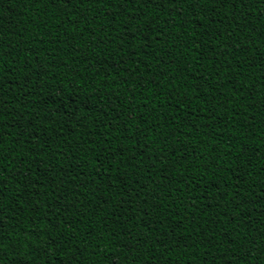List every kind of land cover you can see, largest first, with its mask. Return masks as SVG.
<instances>
[{
	"label": "trees",
	"instance_id": "obj_1",
	"mask_svg": "<svg viewBox=\"0 0 264 264\" xmlns=\"http://www.w3.org/2000/svg\"><path fill=\"white\" fill-rule=\"evenodd\" d=\"M0 111V264H264V0H0Z\"/></svg>",
	"mask_w": 264,
	"mask_h": 264
},
{
	"label": "snow or ice",
	"instance_id": "obj_2",
	"mask_svg": "<svg viewBox=\"0 0 264 264\" xmlns=\"http://www.w3.org/2000/svg\"><path fill=\"white\" fill-rule=\"evenodd\" d=\"M86 0H61V3L65 6V7H74L76 4L79 3H85ZM127 2L129 4L133 3L134 0H127ZM162 2V0H143L144 4H154V3H159ZM171 2L174 5H178L181 8H183V5L187 4L188 6L191 7V9L196 12L198 9H200L202 7V3L207 2V0H171ZM237 2V0H213V3L218 6V7H223L226 3H232L233 5H235ZM250 0H239V4L242 5L243 7L247 8L248 4H249ZM252 2H255V0H252ZM180 14H183L182 11ZM133 20L136 19L135 16L132 17ZM213 51H215V49H213ZM47 75V73L42 72L41 73V78H43V76ZM27 83H31V81H27L25 84V90H27ZM59 91H63V89H60ZM33 95H35V93H32ZM26 106V105H25ZM2 111H0V115H2ZM3 189H0V192H2ZM126 203H130L128 201H125ZM0 214H2V210H0ZM3 223H2V219H0V232H2L3 230ZM173 234L175 233V229L172 230ZM51 243H55V240L53 239L51 241ZM233 243H235V241H233ZM167 246V245H166ZM185 247H192V245H185ZM111 264H116V260L113 259L111 261ZM134 264V262H133Z\"/></svg>",
	"mask_w": 264,
	"mask_h": 264
}]
</instances>
